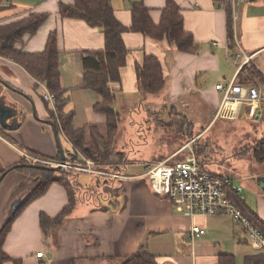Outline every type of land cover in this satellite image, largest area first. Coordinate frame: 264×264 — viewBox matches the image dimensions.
Here are the masks:
<instances>
[{"label": "crops", "instance_id": "0c3cea01", "mask_svg": "<svg viewBox=\"0 0 264 264\" xmlns=\"http://www.w3.org/2000/svg\"><path fill=\"white\" fill-rule=\"evenodd\" d=\"M0 1L15 6L9 10H0V24L27 16L30 12L49 13L47 20L34 35L27 34L24 42L15 46L24 52L42 51L48 33L55 30L56 47L60 52V81L68 95L64 111H72L73 124L85 129L86 141L89 140L87 129L91 123L96 124L99 132L104 135L105 116L93 110V105L100 97L93 90L82 87L81 63L84 49L103 47L102 31L83 20L60 16L59 1L69 4L73 0ZM131 1L110 0L115 17L125 26L131 22ZM142 1L149 10L151 20L158 23L166 0ZM174 1L181 9L183 28L190 31L197 41L198 52L179 51L167 40L154 41L139 32H123V41L129 51L125 64L120 68V80L109 84L114 93L112 107L116 111L119 112L118 105L130 111L133 104L142 103V100L151 111H157L163 103L166 104L164 106L175 108L189 101V97H196L212 106L214 116L222 98V92L215 88V84L226 85L234 79L243 85L262 87L256 78L255 81L242 82L246 73L245 70L240 73L243 67L253 63L264 76V0H230L235 34L232 47L227 44L223 3L214 0ZM233 1L237 4L234 5ZM236 54L248 56L249 59L239 65L231 59ZM147 56H155L161 62L166 84L157 95L142 97L137 88L136 65H142ZM0 79L11 87L0 82V103L15 111L7 123L16 125L8 129L0 123V174L7 168L21 164L23 152L60 160L52 127L40 120L50 119L48 111L54 109V104L43 98L48 90L45 83L39 82L36 86L37 81L21 66L3 57H0ZM76 90L83 91L81 98L87 103L84 107L87 121L81 125L75 123L74 108L71 109V94ZM29 99L35 106L38 118L32 114L33 106ZM258 110L261 115V109ZM180 148L172 150L167 158ZM75 153L74 149L65 152V161L79 160L82 156L88 158L80 152ZM57 156L59 159H56ZM96 165L101 169L99 165L103 164ZM107 165L113 166L104 168L107 172L118 171L126 177L117 179L104 173H89L99 177L108 176L101 193L98 189L101 187L99 179L96 185L91 181L87 186H81L76 176L75 207L62 225L43 236L37 217L39 213L43 211L53 217L68 201L64 186L52 183L42 196L30 202L14 219L1 246L3 250L12 258L20 259L21 264H119L123 257L135 254L141 246L156 256L158 264H247V257L256 253L247 243L242 228L231 216L182 215L173 208L166 196L160 197L151 190L146 177L141 175L144 172L126 173V163ZM18 168L7 172L4 179L16 171L25 184L27 180L22 176L28 175ZM263 174L264 171L252 173L254 176ZM17 189H9L8 195L3 197L0 228L8 217L11 203L32 191L19 193ZM240 192L232 197L238 196L245 211L264 222V187L255 199H251L247 193L241 195ZM193 225L203 228L204 234L189 238Z\"/></svg>", "mask_w": 264, "mask_h": 264}, {"label": "trees", "instance_id": "16d2710c", "mask_svg": "<svg viewBox=\"0 0 264 264\" xmlns=\"http://www.w3.org/2000/svg\"><path fill=\"white\" fill-rule=\"evenodd\" d=\"M214 1L223 3L225 6L227 44L229 47H232L235 43V34L230 0ZM12 5L0 1V10L12 9V7H15ZM129 8L131 22L129 26H125L115 17L110 0H73V3L69 4L62 1L58 3V12L61 17L83 20L88 25L97 27V29L99 28L104 36V45L101 49H84L81 55L82 87L89 88L99 95L100 98L93 105V110L105 116L104 124L106 128L105 134L102 135L96 124H89L87 129L89 133L88 141L85 139V129L83 127H76L73 124L72 111H64V107L68 102V95L66 88L61 85L60 81V52L56 47V31L51 30L48 33L45 47L42 51L24 52L15 46L18 43H23L24 37L27 34L30 36L34 35L39 27L47 20L46 18L49 17V13L30 12L27 16H21L0 24V57L9 59L21 66L29 76L37 81L36 86L39 82L45 83L48 91L55 96L54 109L49 110L48 113L50 119L56 126L57 132L60 131L64 135L76 153L80 152L97 164H110L112 160L121 155L119 153L116 154L113 148L118 133L117 128L119 126L120 113L112 107L114 93L109 84L120 80V68L125 64L129 51L123 41V32H139L154 41L167 40L169 43L174 44L177 50L183 52L197 53L199 50L193 34L183 28V15L181 14L180 7L174 0L165 1L158 23H154L151 20L149 10L143 4L142 0L131 1ZM243 68L240 74L245 70L246 75L242 78V82L255 81L254 78H256L264 89V76L258 67L251 63ZM136 79L137 88L142 97L151 94L157 95V93L164 89L166 84L161 62L155 56H147L142 65H136ZM46 106L48 107L47 104ZM148 111L158 118L160 114L167 110L166 107H161L157 111H151L149 109ZM168 112L171 115L180 116L179 118L185 121V117L177 113L175 108L170 107ZM162 124L166 125L167 123L162 122ZM169 124L173 123L171 122ZM192 138L193 136L188 134L186 141L188 142ZM186 143L183 142L180 147ZM204 152L205 148L197 146L196 144L194 145L193 153L197 157L198 162L203 166L202 168L209 170L206 167L204 157H201V155H205L203 154ZM247 154H251L257 161L264 160V137L257 138L254 143L245 147L241 152H235V155L240 158H247ZM56 159H59V157L57 156ZM20 161L21 164H30L24 157ZM109 168H113V166H109ZM18 170L26 173L30 177L36 178L38 184L24 197L25 199L17 206L13 214L8 217L7 221L0 228V264H7L9 262L12 264H21L20 259H14L9 256L1 246H3L4 239L8 233L7 231H9L14 219L30 202L42 196L49 185L58 183L64 186L68 194V201L53 217L43 211L39 213L37 217L43 236H46L52 229L62 225L77 202V195L74 190V182L77 176L76 172L61 170L59 171V176L56 177L54 176V171H46L29 166L19 167ZM232 199L264 233V222L248 214L242 207L238 196H233ZM251 263L264 264V253L256 252L247 257V264ZM119 264H158V262L156 256L150 252L148 253L141 246L135 254L123 257Z\"/></svg>", "mask_w": 264, "mask_h": 264}, {"label": "rangeland", "instance_id": "374dc122", "mask_svg": "<svg viewBox=\"0 0 264 264\" xmlns=\"http://www.w3.org/2000/svg\"><path fill=\"white\" fill-rule=\"evenodd\" d=\"M231 59H234V57ZM256 86L259 87V85ZM260 89L264 90L262 87ZM82 92L73 91L71 94V101L73 103H70L71 109L74 108L75 123L80 125L87 121L84 112V107L87 103L81 98ZM263 98L260 102L261 115L259 118H248L245 110H242L239 117L233 119H215L212 106L196 97H189V101L178 104L175 107L177 113L185 117V121L182 118L180 119V116L171 115L168 112L170 107L164 106L166 105L165 103L160 104L158 108L161 106L166 107L167 111L160 114L158 118L148 111V105L144 103V100H142V103L137 102V104H133L130 111L124 108L125 106L118 105L120 120L113 148L116 154L119 153L121 155L112 160L110 164L126 163L128 167L126 173H141L150 164L167 158L172 150L178 148L183 142L186 143L187 135L191 134L193 136L190 139L191 148L194 150L195 144L205 148V152L203 153L205 155H201V157H204L206 167L213 173L229 177L230 180L241 188V195L247 193L251 199H255V196L262 192V188L256 184V175L254 176L252 173L264 171V160L257 161L251 154H247V158H240L235 155V152H241L245 147L254 143L257 138L264 137ZM162 122L167 124L164 125ZM171 122L173 124L168 125ZM58 138L64 152L73 151L71 144L67 142L60 131ZM176 153L179 154L173 155L169 161L182 158L184 154L189 153V149H179ZM107 164L99 165L101 170L107 171L104 169L109 168ZM10 176L12 177L9 181ZM20 176L16 171H13L5 179L3 177V180L0 182V224L2 220V200L4 196L8 195L9 189H13L14 191V189L18 188L17 191L22 193L25 190H33L38 184L36 178L22 176L27 180L23 184L22 181L24 180H21ZM54 176L58 177L59 171H55ZM98 179L101 183V187L98 189L102 193V186H104L108 176L99 177L98 175L87 174V172H79L76 181L81 186H87L91 181L96 185L99 182ZM18 192L16 193L18 194ZM244 245L250 251L248 245L246 243Z\"/></svg>", "mask_w": 264, "mask_h": 264}, {"label": "built area", "instance_id": "2783aa9c", "mask_svg": "<svg viewBox=\"0 0 264 264\" xmlns=\"http://www.w3.org/2000/svg\"><path fill=\"white\" fill-rule=\"evenodd\" d=\"M236 5L237 2L233 1ZM223 6V4H221ZM234 59L243 65L248 56L236 54ZM215 88L222 92L221 101L214 113V118L233 119L238 117L241 110H245L248 118H259L260 102L264 97L262 91L255 84L243 85L232 79L228 84L217 83ZM44 100L54 104L55 96L48 90L43 94ZM188 148L189 153L182 159L169 161V158L147 166L142 176H145L151 189L166 196L175 209L182 215H229L242 228L249 246L256 252L264 253V233L253 223L249 215L232 199L238 195L241 188L233 183L229 177L213 173L202 168L191 148V140L180 149ZM23 157L30 163L45 166H59L61 170L74 172L99 173L123 178L125 175L117 172H107L98 169L96 162L82 156L79 160L70 162L50 160L38 155L23 152ZM204 234L199 225L190 228L189 238ZM41 255V252L39 253Z\"/></svg>", "mask_w": 264, "mask_h": 264}, {"label": "water", "instance_id": "95a60500", "mask_svg": "<svg viewBox=\"0 0 264 264\" xmlns=\"http://www.w3.org/2000/svg\"><path fill=\"white\" fill-rule=\"evenodd\" d=\"M0 82L11 88L6 82H4L3 80L0 79ZM13 89V88H12ZM31 101V99H29ZM32 102V101H31ZM32 106H33V109H32V114L35 118H38L37 115H36V112H35V106L33 104V102L31 103ZM13 115H15V111L12 110L11 108H7L6 106H4L3 104L0 103V123L7 127L8 129H13L16 127V125L14 124H8L7 123V119L8 118H12ZM41 121H44L45 123L49 124L51 127H52V130H53V136H54V139H55V142H56V145L57 148H58V151H59V156H60V159L62 162L65 161V152L63 150V148L61 147V144L59 143V138H58V132L56 130V126L54 124V122L50 119H40ZM22 166H29V167H32V168H39V169H43V170H48V171H60V167L59 166H45V165H37V164H33V163H30V164H16L15 166H12L10 168H7L6 170H4L1 174H0V182L3 178V176L9 172L10 170L14 169V168H17V167H22ZM255 181H256V184L263 188L264 187V174L263 175H257L255 176ZM26 197V196H25ZM25 198H22V199H19V200H16L14 201L13 203H11V206H10V209H9V212H8V217H10L13 212L15 211V209L17 208V206L24 200ZM7 217V219H8ZM6 219V221H7Z\"/></svg>", "mask_w": 264, "mask_h": 264}, {"label": "flooded vegetation", "instance_id": "af4514ba", "mask_svg": "<svg viewBox=\"0 0 264 264\" xmlns=\"http://www.w3.org/2000/svg\"><path fill=\"white\" fill-rule=\"evenodd\" d=\"M28 195V194H27Z\"/></svg>", "mask_w": 264, "mask_h": 264}]
</instances>
